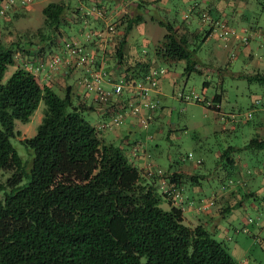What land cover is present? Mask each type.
Returning <instances> with one entry per match:
<instances>
[{"label": "trees", "instance_id": "16d2710c", "mask_svg": "<svg viewBox=\"0 0 264 264\" xmlns=\"http://www.w3.org/2000/svg\"><path fill=\"white\" fill-rule=\"evenodd\" d=\"M155 1L137 0L135 3L139 10ZM76 9L79 11L78 6ZM217 9L214 6L213 12L207 9L210 22L204 33L193 32L195 37L203 34L200 41H193L195 46L221 22L222 18L216 16ZM71 11L69 2H48L43 7V24L35 30L38 41L34 47H26L19 41L7 45L0 42V169L11 170L5 181H0V192L3 191L0 197V264H238L224 241L214 237L212 230L203 223L190 225L183 221L182 210L189 202L183 195L182 203L177 204L160 188V178H166L179 188L178 181L199 184L204 174L189 175L158 166L162 173L148 175L143 166L139 168L134 159L126 155L125 146L105 142L100 137L105 127L100 122L110 113L109 105L122 102L120 97L125 89L121 96L110 94L108 101L95 95L91 97V93L98 91L93 87L85 86L83 91L75 92V80L70 81L75 69L84 70L76 78L78 81L87 76L88 82L98 84L105 91L112 90L103 82L118 81L120 76H111L105 66H101L100 53L87 46L89 40L78 38L80 49L69 54L63 42L66 37L73 39L74 35L64 32L61 25L69 23L66 15ZM143 20L141 11L137 14L127 12L124 31L114 49L117 63L124 65L127 76L134 77V84L137 79L147 82L153 70L149 58L138 60L124 50L131 29ZM160 24L166 26L167 32L154 47L155 55L166 61L183 59L186 71L196 69V48L189 47L186 34L178 32L179 26L174 27L171 22L160 21ZM91 36H88L90 40H97ZM56 46L60 47L59 62L54 64L48 60ZM20 52L27 57L26 61H20ZM81 55L91 59L77 62ZM70 57L74 61L66 66L64 58ZM9 64H16V68L5 82H1ZM54 72L69 77L61 93L56 91L51 80ZM95 72L99 74L97 80ZM248 76L264 81V71L257 68ZM72 96L77 99L76 103ZM220 96L215 94L212 102L207 101V106L220 111ZM41 99L45 108L36 132L21 138L33 150L27 172L10 137L20 134L15 130V119L28 121ZM257 102L258 98H254L252 106ZM83 110L96 111L99 114L97 122L87 120ZM130 143L135 142H125L126 146ZM246 146L262 149L264 137L257 133ZM233 149L234 146L227 145L218 154L220 159H225V166L235 165ZM227 174L219 190L229 187L231 182L225 180ZM23 175L28 176L26 181H22ZM156 184L160 192L155 189ZM250 193L253 191L245 192L248 196L252 195ZM211 194L215 198L217 192ZM162 198L169 204L166 209L159 205ZM203 200L197 201L196 210L204 211L198 209ZM238 202L235 205L240 204ZM235 205L228 203L221 212L227 213Z\"/></svg>", "mask_w": 264, "mask_h": 264}, {"label": "rangeland", "instance_id": "374dc122", "mask_svg": "<svg viewBox=\"0 0 264 264\" xmlns=\"http://www.w3.org/2000/svg\"><path fill=\"white\" fill-rule=\"evenodd\" d=\"M50 1L69 2L71 5L72 11L66 15L69 23L63 22L61 27L64 32L74 35V40L84 39L85 35L86 40H90V35L101 40L102 45H97L104 50L101 66H105L113 77L126 74L124 65L118 64L114 57L115 43L124 31L126 14L142 12L144 20L133 26L127 40L133 45L131 50L135 47L140 57L147 56L151 60V67L155 71L153 73L151 70V75L155 85L138 79L136 82L149 85L147 95L156 105L153 108L142 105L141 115L125 113L119 124L105 126L99 135L105 142L122 144L117 139L110 138V134L129 125L131 119L133 126L129 139L133 142L135 139L141 145L138 154L134 156L132 144H122L126 147V155L134 159L139 168H146L152 163L164 170H180L189 175L204 174L200 178L204 189L202 195L219 189L222 178L228 171L242 175L243 181L237 184L240 196L237 199L240 204L238 201L236 205V202L231 203L235 205L233 209L222 215L217 207L225 202L220 198L214 200V204L208 208H213L214 217L218 218L220 224L228 226L231 218V223L237 228L236 231L231 228L224 244L238 264H264V148L246 146L255 134L264 137V81L249 79L248 76L254 68L264 71V0H157L139 10L135 3L137 0H90L89 3L83 0H0V42L7 45L11 41H19L26 47H34L38 41L35 30L43 24V7ZM212 6L218 8L216 16L222 20L198 45L203 34L195 37L193 32L204 33L208 28L210 13L207 9L213 12ZM78 17L81 19L76 20ZM160 21L171 22L174 27L179 26L178 32L186 34L189 47L196 48V69L186 71L183 59L166 61L155 55L154 47L167 32L166 26L160 24ZM225 30H228L227 34H223ZM96 32L103 35L97 37ZM219 33L222 37L218 36ZM31 38V43L24 42ZM194 40H199L196 46ZM59 49L56 46L49 53L50 58L59 57ZM133 54L132 51L130 55ZM64 59L68 66L71 57ZM26 60L27 57L21 53L20 61ZM15 68L16 64H9L1 82H5ZM77 77H71L70 81L75 80V92H80L84 90L85 84L82 80L78 81ZM68 78L54 72L51 80L55 83L57 92L64 90ZM119 79L125 83L122 76ZM204 81H207L206 85ZM103 84L108 90H113L111 82ZM127 93L124 90L120 98L125 99ZM217 93L221 95L220 111L207 106V101L212 102ZM94 95L95 92L91 93V97ZM196 97L204 102L197 101ZM254 98H258V102L254 104L256 106H252ZM72 99L74 103L77 102L74 96ZM130 99L131 97L128 101ZM44 108L45 103L41 99L28 121L15 119V130H19L20 134L10 137L27 172L32 162L33 150L21 138L32 136L36 132ZM249 111L251 113L247 117ZM83 116L91 123H96L99 114L94 110H83ZM227 145L234 146L231 152L234 167L225 166V159L218 157L219 152ZM198 159L201 162L198 163ZM10 174L11 170L0 169V181H5ZM140 174L142 176V171ZM27 179L28 176L23 175L22 181ZM155 187L160 192L157 184ZM248 191H253V198L245 194ZM197 203L195 200L193 204H189L190 208L187 203L184 204L182 211L185 223L193 225L196 221ZM159 205L165 209L169 207L167 200L163 198ZM206 219L205 226L211 231L214 220ZM213 235L222 240L214 232Z\"/></svg>", "mask_w": 264, "mask_h": 264}, {"label": "built area", "instance_id": "2783aa9c", "mask_svg": "<svg viewBox=\"0 0 264 264\" xmlns=\"http://www.w3.org/2000/svg\"><path fill=\"white\" fill-rule=\"evenodd\" d=\"M221 26H224L223 24H221ZM225 32H228V30H225ZM107 33V32H105ZM99 35H103L99 34V32H96V36L99 37ZM65 48L69 51L70 55L75 54L76 51H78L80 49V47L77 46L78 41L77 40H73L70 39L68 37H66L65 41L63 42ZM58 57H49V62H53L54 64L57 62ZM91 58H88L86 55H81L79 60H77V62L80 61H88ZM74 61V60H73ZM76 61V60H75ZM154 69H153V73H154ZM125 74V73H124ZM123 73L120 74V77L122 76L125 80V83L120 79L118 81L112 82L113 85V90L112 91H105L103 90L100 86H98V84H94L92 82H88L87 76L84 77L83 76V80L85 86L87 87H94L96 90H98L95 93V97H97L98 99L100 98V100H104V101H108L109 99V95H113L115 94V96L120 95L121 96V91L127 86L129 85L131 87V99L130 101H128L129 97L126 98L125 100H123L122 98V102L121 103H117L115 105H109V111L110 113L107 114L106 118L104 121L100 122L101 126H107V125H111V124H119L120 121L123 120V118L125 117V113H131L133 115H141V108L142 105L143 106H149L150 108H153L156 104L151 102L148 95H147V91H149V85H147L146 83H137L134 84V78H130V76H127L126 74L124 75ZM94 78L97 80L98 78V73L95 72L94 73ZM150 79L147 81L150 83V85H155V80L153 79L152 76H147ZM131 81V82H129ZM141 100V101H140ZM142 102V103H141ZM107 106V105H105ZM118 110V111H117ZM115 111V112H114ZM117 111V112H116ZM148 117V116H147ZM140 143L138 141H136L131 148V151L134 155L138 154V151L140 149ZM199 161V160H197ZM145 172L148 175L151 174H160L162 173L161 170L159 168H157V166H153V164H149L148 166H146V168L144 167ZM159 183H160V188L162 190L163 193H165L166 195H168V197H173L174 200L176 201L177 204H181L182 203V196L180 194V191L176 188V186L172 183L169 182L166 178H160L159 179ZM204 202H202L201 204L198 205V209H206L208 208L211 204L214 203V196L213 194L207 198L203 200Z\"/></svg>", "mask_w": 264, "mask_h": 264}, {"label": "crops", "instance_id": "0c3cea01", "mask_svg": "<svg viewBox=\"0 0 264 264\" xmlns=\"http://www.w3.org/2000/svg\"><path fill=\"white\" fill-rule=\"evenodd\" d=\"M223 13H225V12H223ZM213 31V30H212ZM212 33V32H211ZM218 36H220V33H219V35ZM220 37H222V36H220ZM84 39H86V38H84ZM236 40H234V42H235ZM87 43H88V47H90L91 49H92V51L93 50H95V51H98L100 54V56H99V58H100V62H101V57L103 56V49H101L100 50V48L98 47L99 46V44H101L102 45V43H101V40H96V41H93V40H89V41H87ZM96 44V46H94ZM90 45V46H89ZM98 45V46H97ZM127 45H129V46H127ZM133 47V45L132 44H130L128 41L125 43V48H124V50L127 52V53H131L132 51H133V55H134V57H137V59L138 60H141V59H143V60H145V59H147V56L144 58L143 56L142 57H140L139 56V54H138V51L137 50H135V47H134V50H131V48L130 47ZM99 50H98V49ZM130 48V49H129ZM58 52V51H57ZM60 52V51H59ZM66 55V54H65ZM141 58V59H140ZM106 65V64H105ZM108 70V69H107ZM109 71V70H108ZM79 73V74H78ZM82 73H84V70L82 71V70H80L79 68L78 69H75L73 72H72V76H74V77H76V76H80ZM109 73H110V71H109ZM125 92L127 93V98L129 97L130 98V96H131V87L129 86V85H127L126 87H125ZM124 95H125V93H124ZM161 109H163V105L161 106ZM128 115H132L131 113H127ZM151 115V114H150ZM129 125H126V126H122V127H120L119 129H118V131H117V133L116 132H114V134H110V138H115V139H117L118 141H120L122 144H124L126 141H129L130 139V135H131V133H132V126H133V121L130 119V122L128 123ZM134 142H136V140L134 139ZM154 165H156V164H154ZM157 166V165H156ZM158 167V166H157ZM173 171H178V172H181L180 170H173ZM225 180H229V182H231L228 186L229 187H227V188H225L224 190H219V189H217V190H211V192L209 193V194H206V195H202V194H204L203 193V191H204V189H203V187H202V185H201V183H199V184H188V182H181V181H178V183H176V185L179 187V188H177L178 190L179 189H181V190H179L181 193H182V195L185 197V199L186 200H188L189 202H188V206H189V204H193V202L195 201V200H199L200 198H205V197H207V196H209L213 191H216L217 192V194H216V196H215V198H214V200H216V199H218V198H220L221 200H223L225 203L221 206H219V207H217L218 208V210H220L221 211V209H223V207L225 206V205H227L228 203H234V202H237L238 201V199L237 198H240V196H239V187H238V183H241L242 181H243V177H242V175L240 176L239 174H235V173H228L227 175H226V178H225ZM248 192H250V191H248ZM250 194H252V195H250ZM249 195H250V197H252L253 196V194L254 193H250ZM212 195V194H211ZM205 196V197H204ZM253 198V197H252ZM189 208H190V206H189ZM233 209V208H232ZM231 209V210H232ZM198 212V214H194L195 215V222H193V225H196L197 223H203L204 225H205V223L207 222V219H206V217L207 218H209V219H211V220H214V224L212 225V231L214 232V234L216 235V236H218L220 239H222L223 241H225V239L226 238H229L228 237V234L231 232V228H233L235 231H236V227L231 223V218H230V220H228V222H230V223H227V225L228 226H224L223 224H220L219 222H218V218H215L214 217V214H213V212H214V210H213V208L212 207H210V208H208V210H205V211H197ZM221 215L223 214V212H219ZM199 215H203V217H200ZM184 217V216H183ZM185 218V217H184ZM243 219L245 220V218L243 217ZM246 221V220H245ZM260 227V226H259ZM252 234H254V233H252ZM255 235V234H254ZM233 247H235V245L233 246Z\"/></svg>", "mask_w": 264, "mask_h": 264}]
</instances>
